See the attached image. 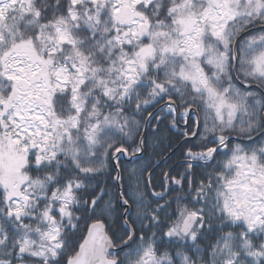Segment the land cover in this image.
I'll use <instances>...</instances> for the list:
<instances>
[{
    "label": "snow or ice",
    "instance_id": "1",
    "mask_svg": "<svg viewBox=\"0 0 264 264\" xmlns=\"http://www.w3.org/2000/svg\"><path fill=\"white\" fill-rule=\"evenodd\" d=\"M0 264H264V0H0Z\"/></svg>",
    "mask_w": 264,
    "mask_h": 264
},
{
    "label": "trees",
    "instance_id": "2",
    "mask_svg": "<svg viewBox=\"0 0 264 264\" xmlns=\"http://www.w3.org/2000/svg\"><path fill=\"white\" fill-rule=\"evenodd\" d=\"M163 138V142H161V139ZM147 139L150 147L147 148V150L144 152L143 155L139 156L138 158H132L129 156H120L119 164L120 167L123 169H126L125 175L128 174V171H131L134 168H140L145 167L147 170L143 173L145 181H147L149 172H152L153 169L157 166V164H160L158 168L154 170L152 173V182L156 185L155 191H161V188L159 187L160 183V173L163 170H166L167 167L173 162L178 161L180 157L179 149L176 152V155L172 156L171 159L167 160L165 163L163 160V157L159 156L158 153H160L163 148L166 146L169 140L175 139L173 133H169L165 131L164 125H161V131L159 133H153L151 129L148 130ZM137 140H139V137H137ZM131 148H129V152H131ZM112 167L115 166V162H111ZM115 174V173H113ZM101 181H104L105 177L101 176L99 177ZM109 185L111 184V181H108ZM153 189L150 187L148 189L149 194L151 193ZM113 192L118 191V189H112ZM167 198V197H166ZM108 199V197H106ZM123 255V253H121Z\"/></svg>",
    "mask_w": 264,
    "mask_h": 264
},
{
    "label": "water",
    "instance_id": "3",
    "mask_svg": "<svg viewBox=\"0 0 264 264\" xmlns=\"http://www.w3.org/2000/svg\"><path fill=\"white\" fill-rule=\"evenodd\" d=\"M160 165V164H159ZM156 168H158L157 166L154 168V170L156 169ZM152 172H154V171H152Z\"/></svg>",
    "mask_w": 264,
    "mask_h": 264
},
{
    "label": "flooded vegetation",
    "instance_id": "4",
    "mask_svg": "<svg viewBox=\"0 0 264 264\" xmlns=\"http://www.w3.org/2000/svg\"><path fill=\"white\" fill-rule=\"evenodd\" d=\"M154 170V169H153ZM153 173V172H152Z\"/></svg>",
    "mask_w": 264,
    "mask_h": 264
}]
</instances>
